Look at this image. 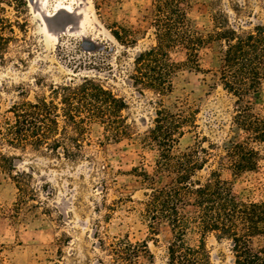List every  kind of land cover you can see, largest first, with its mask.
<instances>
[{
    "label": "rangeland",
    "instance_id": "374dc122",
    "mask_svg": "<svg viewBox=\"0 0 264 264\" xmlns=\"http://www.w3.org/2000/svg\"><path fill=\"white\" fill-rule=\"evenodd\" d=\"M6 1L0 18L20 20L16 8ZM28 1V33L16 29L20 40L10 44L5 60L0 55V112L12 116L8 110L21 100L23 88L30 99L49 98L52 84L80 82L89 75L127 101L124 115L132 136L106 140L104 128L94 123L91 144L77 161L1 142L0 151L12 156L15 168L0 166V264H113L99 239L108 243L116 237L146 242L155 258L153 263L145 259L144 264H167L172 231L167 223L152 230L144 215V202L152 190L143 173L155 172L159 153L142 138L153 126L161 101L172 109L197 112L198 126L180 139L178 150L198 141L216 147L194 179L205 182L212 169H220L237 193L246 197L263 193L264 143L255 144L263 156L258 171L234 175L220 166L223 146L245 136L234 124L238 98L220 79L224 42L206 44L200 69L182 67L174 78V91L161 96L135 87L130 78L136 55L156 43L152 0ZM188 11L193 25L206 32L215 28L216 17L228 18L239 31L264 24V0H192ZM112 29L124 37L132 31L134 44L120 42ZM173 57L184 59L182 52H174ZM255 101L256 111L264 113V85ZM17 172L32 176L37 194L36 200H27L30 207L21 210L16 207L20 190L12 177ZM170 180L167 173L158 174L154 186ZM197 238L189 235L192 243ZM207 246L215 264H232L229 241L219 242L210 234Z\"/></svg>",
    "mask_w": 264,
    "mask_h": 264
},
{
    "label": "trees",
    "instance_id": "16d2710c",
    "mask_svg": "<svg viewBox=\"0 0 264 264\" xmlns=\"http://www.w3.org/2000/svg\"><path fill=\"white\" fill-rule=\"evenodd\" d=\"M6 0H0V8ZM192 0H152L156 43L140 51L130 78L135 87L152 90L161 96L174 91V78L182 67L199 70L201 50L215 40L222 41L220 79L223 87L234 94L236 110L234 124L245 133L242 140H230L220 153V166L234 175L258 171L263 156L255 144L264 143V113L256 111L264 85V24L242 30L230 25L228 18H214L210 32L194 26L188 11ZM19 13L16 22L0 18V55L12 42L20 40L16 29L28 33L30 26L28 0H7ZM112 33L123 44H134V33L125 37L119 30ZM174 52H182L184 59L176 60ZM21 100L8 110L12 116L0 112V143L13 147H32L57 157L77 161L91 144V125L104 128L106 140L121 141L131 137L132 127L124 111L127 101L106 87L96 77L84 76L80 82L52 84L51 96L36 95L30 99L25 88ZM154 124L142 140L157 147L158 159L154 173H143L151 185V193L144 202V215L152 230L167 223L172 231L168 245L167 264H215L207 246L212 234L219 242L229 241L232 264H264V187L257 197L237 193L220 169H212L205 182L194 179L209 163L214 153L197 142L185 150H178L180 139L187 131L197 128V112L160 102ZM12 156L0 151V166L14 170ZM167 173L169 183L156 187V175ZM20 190L18 209L29 206L36 189L31 186L27 172L12 175ZM189 235H197L195 243ZM101 248L109 251L113 264H144L154 262V254L146 242H133L128 237H116ZM102 262V261H101ZM104 262H102L103 264ZM56 264H60L56 262Z\"/></svg>",
    "mask_w": 264,
    "mask_h": 264
},
{
    "label": "bare ground",
    "instance_id": "6f19581e",
    "mask_svg": "<svg viewBox=\"0 0 264 264\" xmlns=\"http://www.w3.org/2000/svg\"><path fill=\"white\" fill-rule=\"evenodd\" d=\"M35 0H31V3L34 4ZM59 13H56L54 16H58Z\"/></svg>",
    "mask_w": 264,
    "mask_h": 264
}]
</instances>
